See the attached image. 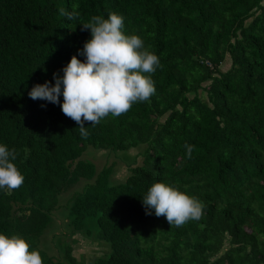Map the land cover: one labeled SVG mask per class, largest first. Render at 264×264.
Here are the masks:
<instances>
[{
	"label": "trees",
	"instance_id": "trees-1",
	"mask_svg": "<svg viewBox=\"0 0 264 264\" xmlns=\"http://www.w3.org/2000/svg\"><path fill=\"white\" fill-rule=\"evenodd\" d=\"M109 13L159 58L155 94L85 122L82 138L59 104L28 93L83 61L81 25ZM0 145L24 176L0 189V234L43 264H264V0H0ZM89 147L110 161L98 169ZM155 182L198 199L201 217L147 215ZM48 229L55 252L41 247ZM89 239L102 251H75Z\"/></svg>",
	"mask_w": 264,
	"mask_h": 264
},
{
	"label": "clouds",
	"instance_id": "clouds-1",
	"mask_svg": "<svg viewBox=\"0 0 264 264\" xmlns=\"http://www.w3.org/2000/svg\"><path fill=\"white\" fill-rule=\"evenodd\" d=\"M68 20L77 19L78 13L59 9ZM90 30L91 38L84 42L78 55H73L62 68L63 75L53 73L54 83L35 84L28 95L33 100L59 104L64 116L73 120L82 138L89 135L84 126L97 125L108 116L119 117L133 104L147 102L155 94L151 74L159 67V58L144 47L137 35H125L124 18L116 13L92 16L81 25ZM62 96V102L60 97ZM191 145H185L187 155ZM15 149L0 145V189L17 190L24 176L12 161ZM147 215L164 217L169 225L182 226L189 219L198 220L203 204L195 197L162 182H155L141 199ZM0 264H43L38 251L30 250L20 236L0 234Z\"/></svg>",
	"mask_w": 264,
	"mask_h": 264
},
{
	"label": "rangeland",
	"instance_id": "rangeland-1",
	"mask_svg": "<svg viewBox=\"0 0 264 264\" xmlns=\"http://www.w3.org/2000/svg\"><path fill=\"white\" fill-rule=\"evenodd\" d=\"M106 152H102L101 150H96L94 148H88L86 150V152L83 153V155L81 157H86L89 159H92L93 161H95L97 168L99 169L103 163L109 162L111 157H109V155L105 154ZM125 173V165H120V170H119V174H124ZM55 215V219H57L59 217L60 219V214H59V210L54 212ZM62 223H64L62 221ZM56 233L57 230L53 229V230H46L45 233L42 236V242H41V247L43 246L42 243L49 245L50 247L48 248V250H50L51 252H55V247L53 248V244L50 241L51 237H52V233ZM100 245L97 243V241H92V240H85L83 242H78L77 246L75 247V251H84V254H88L91 255L94 252H99L102 251L100 250Z\"/></svg>",
	"mask_w": 264,
	"mask_h": 264
},
{
	"label": "bare ground",
	"instance_id": "bare-ground-1",
	"mask_svg": "<svg viewBox=\"0 0 264 264\" xmlns=\"http://www.w3.org/2000/svg\"><path fill=\"white\" fill-rule=\"evenodd\" d=\"M73 29V28H72ZM74 30V29H73ZM68 33V32H67ZM69 36V35H68Z\"/></svg>",
	"mask_w": 264,
	"mask_h": 264
}]
</instances>
